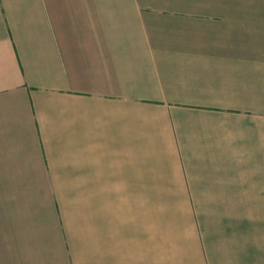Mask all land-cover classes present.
Listing matches in <instances>:
<instances>
[{
  "label": "crops",
  "instance_id": "crops-1",
  "mask_svg": "<svg viewBox=\"0 0 264 264\" xmlns=\"http://www.w3.org/2000/svg\"><path fill=\"white\" fill-rule=\"evenodd\" d=\"M0 264H264V0H0Z\"/></svg>",
  "mask_w": 264,
  "mask_h": 264
}]
</instances>
